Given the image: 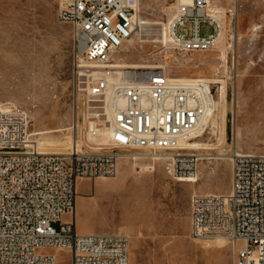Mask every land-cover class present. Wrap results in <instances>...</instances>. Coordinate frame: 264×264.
<instances>
[{
    "label": "built area",
    "instance_id": "1",
    "mask_svg": "<svg viewBox=\"0 0 264 264\" xmlns=\"http://www.w3.org/2000/svg\"><path fill=\"white\" fill-rule=\"evenodd\" d=\"M215 1L174 0L166 34L175 50L206 51L214 45L224 28ZM140 2L67 0L57 12V20L71 27L76 89L111 110V149L44 152L30 142L27 112L0 104V264H58L53 250L67 252L63 264H129L126 232L78 234L74 214L77 180L114 177L121 152L163 151L170 178L197 177V155L178 149L210 115L212 88L198 79H172L163 68L125 69L119 75L114 65L140 26ZM187 23L189 33L182 30ZM201 23L212 31L202 34ZM262 28L259 24L256 31ZM231 155L229 191L192 195L190 234L198 240L226 238L234 264H264V153Z\"/></svg>",
    "mask_w": 264,
    "mask_h": 264
},
{
    "label": "rangeland",
    "instance_id": "2",
    "mask_svg": "<svg viewBox=\"0 0 264 264\" xmlns=\"http://www.w3.org/2000/svg\"><path fill=\"white\" fill-rule=\"evenodd\" d=\"M62 1L0 0V104L10 102L27 112L29 139L43 151L66 152L75 142L85 152L98 147L107 150L110 144L101 136L103 144L89 135L90 122L104 131L110 120L106 114L97 117L95 111L105 113L103 105L97 102L90 108L87 95L74 85L71 27L57 20ZM174 3L141 0L140 16L150 23L166 22L168 7ZM215 6L227 29L215 50L178 53L135 37L116 55L121 65L163 67L173 78L225 80L211 85L213 97L218 101L224 87L227 105L234 103L238 111L227 112L223 140L217 142L209 132L196 139L207 148L195 153L206 158L198 161L197 183L174 180L162 162L144 157L120 159L113 179L77 180V233L123 230L129 235V264H234L228 240L209 244L191 236L190 201L195 194L229 191L230 157L235 148L264 153V3L216 0ZM228 10L235 14L227 15ZM259 24L263 28L254 31ZM200 28L202 34L212 31L205 23ZM182 30L189 33L190 24ZM221 51L227 52L229 63L220 58ZM235 124L240 137L234 135ZM67 219L62 216L63 221ZM52 252L57 253L58 264L69 257L65 251Z\"/></svg>",
    "mask_w": 264,
    "mask_h": 264
},
{
    "label": "bare ground",
    "instance_id": "3",
    "mask_svg": "<svg viewBox=\"0 0 264 264\" xmlns=\"http://www.w3.org/2000/svg\"><path fill=\"white\" fill-rule=\"evenodd\" d=\"M66 1L67 0H63L60 6H62L64 4V2H66ZM185 1L186 2H190L191 0H185ZM140 5H141V2H140ZM214 5H215V3H214ZM174 6L175 5L171 4L168 7V9H170V14L173 11ZM230 11L234 12V10H230ZM234 14L235 13H232V15H234ZM220 16L223 18L222 13L220 14ZM223 23H224V28L221 30L216 42L214 43V45L209 50H215L216 49L215 47L217 46V44L220 43L224 39V37L226 35V31H227V29H225L224 18H223ZM149 24L155 25V26H158V27L155 28V27H153V26H151ZM166 26H167L166 22L150 23L147 20H143L142 17L140 16V26L138 27L136 33L128 40V42L130 40H132L133 38L137 37L141 43H148L149 42V43H153V44H162L164 47H169L171 50H173L175 52L186 53V52L177 51V50H175L173 48L172 44L170 43L169 37L166 34ZM256 28H254V31H256ZM147 30H149V33L145 34V31H147ZM230 47L231 46H229L226 49L228 50V49H230ZM227 50H225V51H227ZM225 51H221L220 52V58L224 59V60L226 59V53H227V52L225 53ZM116 55H115V58H114V60H115L114 65H115V68H117V72L119 73V75H121V74L123 75L124 74V70L127 69V68H130L131 70L163 68V67H151V66H136L134 64H131V65L122 64L121 65L120 63H117ZM225 61L229 63L228 59L225 60ZM163 69H164L165 73H167L169 75L168 71L165 68H163ZM169 77L172 78V79H176V80H187V79H190V78H187V77L173 78L170 75H169ZM230 78H231L230 76H227V80L230 79ZM193 79H198V80L202 81L208 87H211L212 84H219L221 82H225V80H222V79L221 80H219V79L208 80V78L204 77V76H199V77H196V78H193ZM79 90L81 91V89H79ZM80 103H83L82 99H80ZM86 103L88 104V106L90 108H92V104L93 103H97V101L96 102L91 101L89 99V97H88V99L86 100ZM98 103H101L103 105L101 108L104 109L105 113L104 114H100L98 112L99 110H97V111H95L94 114L97 117L100 116V115H105L106 114L107 117H108V120H110L109 121V125L110 126L108 128H105L104 131H102L100 126H94V125H92L93 122H90L91 128H90V134L89 135L93 137V140L100 141V140L104 139L105 142H108L110 144V142H111V133H112V113H111V110L108 107L106 102H102L101 101V102H98ZM234 106H235L234 103H232L230 105H227V100L225 99V96H224V87H221V93L219 95V100L216 101V99L213 97V109L210 112V115L204 119V121H203L201 127L198 129L197 133L191 137L192 140H189V141L185 142V144H183V147H181V149H178V150H180V151L184 150V151H187V152L196 153L197 151H200L202 149H207L206 147H202L201 146L202 144L200 145L199 143L196 142V139L202 138L205 132H207V133L209 132L210 134H212V136L215 137L216 141L218 140L217 142L223 140L224 139V135H226L225 134L226 133L225 132V126H226L225 125V117L227 115V112L230 111V110L234 114H236L238 112V111H236ZM102 125L105 127L104 124H102ZM96 129H98L99 131H96V134H94L93 131L96 130ZM233 132H234V135L236 137H240L238 125L235 124V129H234ZM100 136L102 137V139L101 138L98 139V137H100ZM30 142H31V140H30ZM105 142H101L100 144H103ZM225 142H226V138H225ZM36 145L41 149V146H40L39 143L36 144ZM75 146H78V149H81L83 151L82 146H80L77 142H75L71 146V149L72 148L74 149ZM95 149H96V151H93V152H100V151L104 150L102 147H98V148H95ZM110 149H111V147H110ZM107 150H109V149H107ZM69 151H66V152L44 151V152L56 153V154H67ZM90 151H92V150H87V152H90ZM235 151L236 152H242V151L237 150L236 148L232 152H235ZM83 152H85V151H83ZM244 153H246V152H244ZM166 156H167V153H164L163 151H157L156 154H153L147 148L132 149V150H127L126 153L125 152L119 153L118 162H119L120 159H123V158H125V159H136V158H139V157H144V158H148V159L152 160L153 162H162L163 163V160L166 158ZM197 157H198V160L206 159L204 156L197 155ZM231 157H232V155H231ZM231 157H230V161H231ZM117 174H118V164H117V171H116V174H115L114 177H112V178H101V179H113V178H115L117 176ZM197 178H198V174H197V177L194 178V179H191V180L179 179L177 181H179V182H187V183H197L198 182ZM196 240H198V239H196ZM224 241H227V239L222 237V236H218V237H215V238L203 240L202 242L211 244V243L224 242ZM128 251H129V248H128Z\"/></svg>",
    "mask_w": 264,
    "mask_h": 264
},
{
    "label": "crops",
    "instance_id": "4",
    "mask_svg": "<svg viewBox=\"0 0 264 264\" xmlns=\"http://www.w3.org/2000/svg\"><path fill=\"white\" fill-rule=\"evenodd\" d=\"M95 180H99V179L97 178V179H94V181H95ZM102 233H106V232H102Z\"/></svg>",
    "mask_w": 264,
    "mask_h": 264
}]
</instances>
